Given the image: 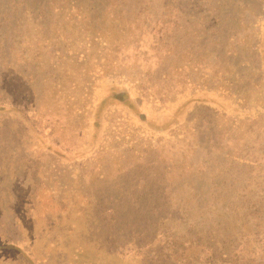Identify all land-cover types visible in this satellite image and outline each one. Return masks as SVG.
<instances>
[{"label":"rangeland","instance_id":"374dc122","mask_svg":"<svg viewBox=\"0 0 264 264\" xmlns=\"http://www.w3.org/2000/svg\"><path fill=\"white\" fill-rule=\"evenodd\" d=\"M145 1L149 2L147 6ZM163 1L128 0V5L116 13L117 16L125 14L126 18L130 16L129 23H121L118 29L111 26L115 39L105 43L104 47L96 46L95 50L94 47L84 48L91 58L100 54L115 59L124 73L146 75L145 84L150 86L145 87V95L141 92V97L140 92L124 83L102 81L87 135L81 129V121L78 120L77 125L66 110L68 102L64 98L67 99L71 91L79 95L76 88L58 87L59 77L54 79L51 75L56 60L62 67L68 63L75 67L80 52L62 53L67 47L59 44L61 54L55 58L51 52L52 42H43L39 34V25L45 28L49 23L32 27L30 13L24 17L26 21L20 29V73L6 74L8 87L0 86V98L4 95L14 97V105L21 108L19 113L8 106L0 108V232L14 231L11 203H15L14 209L22 214L27 202L38 207L35 202L40 196V186L62 194L63 186L72 185L106 198L107 204L119 211L114 224L107 225L112 216L105 208L103 212L100 205H86L93 222L88 241H99L107 259L112 256L113 261L122 258L139 260L141 264H173L185 261L188 255L197 251L179 250L169 256L170 248L161 244L160 239L151 243L154 234L149 228L151 212L147 209L152 203L159 205L157 212L173 217L169 223L166 221L173 228L179 227L178 218L186 217L184 231L201 230L209 221L202 223L203 211H206L205 217L213 219L209 209L216 202L214 192L220 191L222 186L225 187L220 193L227 196L229 204H243L246 211L253 208L257 200L264 203V113L254 120L246 111L245 119H237L240 125L232 127L227 121L218 119L206 129L205 120H199L198 131L183 133L184 136L171 148L165 140H174L171 138L175 135L174 130L186 124V119L196 108L206 103L222 107L223 102L213 92H200L158 109L152 99L176 79L183 81L186 74H190L192 64L187 60L201 59V65L211 69L212 75L215 72L218 75L244 73L237 83L224 82L218 76L217 83L230 91L242 86L248 101L258 96L260 105L264 104V8L256 7L252 13L245 10L237 13L233 8L223 10L222 14L230 13L238 19L233 21L229 16L224 24H214L205 20L216 14L208 0H197L195 9L183 4L176 20L174 9H164ZM222 2L225 8L231 5V0ZM109 13L107 11L103 16L104 20L109 19ZM50 16L53 20L56 15ZM109 25L108 22L103 24L107 32ZM3 35L2 32L0 45H3ZM113 43L118 45L114 51L111 49ZM254 44L262 52L253 53ZM76 48L80 49L79 45ZM176 60L182 66L181 71L172 67ZM15 81L18 86H14ZM251 81L255 83L250 85ZM31 105L36 113L27 118L24 107ZM117 112L127 114L138 125V130L151 133L150 140L133 129H128L131 135L125 139L126 134L118 135L114 129L102 144L106 116H115ZM116 136L122 139L118 140ZM127 140L132 142V147L127 150L124 146L117 147L118 143ZM226 151L233 155L225 156ZM110 155L116 159L112 160ZM239 157L244 163L238 162ZM74 166L77 168L75 176L70 175ZM34 189L38 191L37 196L32 195ZM30 195L33 198L25 201ZM135 202L140 205L139 213L133 208ZM163 204L171 207L168 209ZM48 206L53 208L52 204ZM199 206L204 207L199 210ZM180 211L185 212L179 214ZM247 230L249 233V228ZM126 243L128 246L119 250L118 246Z\"/></svg>","mask_w":264,"mask_h":264},{"label":"trees","instance_id":"16d2710c","mask_svg":"<svg viewBox=\"0 0 264 264\" xmlns=\"http://www.w3.org/2000/svg\"><path fill=\"white\" fill-rule=\"evenodd\" d=\"M179 1H163L164 9L167 7L174 9L175 14L173 16L175 20L178 19V16L180 17L182 6L186 5V7L189 6L191 9H195L194 5H197V0H188L186 3ZM208 1L216 10V14L205 18V20L212 21L214 24H224L229 16L233 21L238 19L237 16L230 15V13L228 15L222 14L223 10L226 12L233 8L237 13L240 10L252 13L256 7L264 8V0H231V5L227 8L224 7L222 0ZM148 3V1H145V6ZM127 5L128 0H0V35L2 32L4 34L3 45H0V86L8 87L6 85V74L15 75L20 73L19 68L22 66V53L19 51L22 35L20 29L26 21L24 17L27 13H30L29 18L31 24L33 23L32 27H37L42 22L49 23L45 28L39 25V34L43 42H52L51 52L55 54V58H58L61 54L59 44H64V47H67L62 53H72L71 55H73L76 51L80 52V58H78L79 56L76 57L79 63L75 67L70 63L62 67L61 63H57L58 60H56L51 67L54 69L51 75L54 79L57 76L59 77L58 87L76 88L77 91L75 92L79 95L72 94L71 91V94L67 96L68 100L64 98V101L68 102L66 110L67 114L73 116L77 125V121H81V129L87 135L90 130L97 91L102 81L113 80L124 83L128 88L140 92L141 97L144 94L143 90H146L145 87L150 88L149 85L145 84L146 75H136L129 71L124 73L120 69L121 65L117 64L115 59L100 54L91 58V54L87 55L84 51L85 47H94V50L98 45L104 47L105 43L115 39V32L111 30V26L118 29L121 23H129L130 16L126 18L125 14L123 16L118 14L117 16L116 13L117 10H122ZM107 11L108 13L114 12L109 13V19L104 20L103 16ZM52 13L56 15L53 20L50 16ZM105 22H108V25L110 23L109 32L104 29L103 24ZM80 25H83V27L80 28ZM78 45L80 49L76 48ZM256 45L252 46L251 51L253 53L256 51L262 52L261 48L258 49ZM116 46H118L117 43H113L111 49L114 51ZM229 53L230 51L227 52V54ZM187 61L192 64L191 71L189 70L190 74H186L183 81L179 79L177 82L176 79L164 91L160 90L162 92L157 93L152 98L155 100L154 105L158 109H163L182 97L200 92H213L223 102V105L218 107L220 104L214 106L206 103L196 108L186 119V124L174 130L175 135L171 136L174 140H165L166 145L173 148L176 142L184 136L183 133L198 131L197 121L199 120L202 122L205 120L206 129H209L213 122L218 119L227 121L228 126L232 127L239 124L237 119H245L246 111L250 112L249 114L254 120H258L259 114L264 113V104L260 105L258 96L254 95L255 98L248 101L242 86L230 91L222 87V84L217 83V76L221 77L222 80L224 79V82L229 81V83H232L235 81L237 83L244 73L238 72L233 75L230 72L231 74L228 75L226 73L218 75L215 72L212 75L211 69L201 65V59H197L195 62L192 59ZM184 66L186 65L184 64ZM172 67L175 71H181L182 69L178 60L173 62ZM207 70L209 71L207 72ZM147 82L149 83L148 80ZM254 83L251 81L250 85ZM14 86H18L17 81H15ZM13 98L7 95L1 97L0 108L8 106V108L18 113L21 112V108L14 105ZM146 103L148 104L149 101H146ZM34 113H36V109L32 105L29 108L24 107V115L27 118L34 115ZM117 113L114 114L115 116H109V114L106 116L107 127L104 131L102 144L105 143L107 134L113 132L114 129L117 130L118 135L126 134L125 139H128V135H131L128 129L136 130L145 138L152 136L149 132L138 130V125L127 114ZM113 122L115 123L113 124ZM117 137H119L118 140L122 139L120 136L115 138L117 139ZM118 146H124V149L127 150L132 147V142L129 140L121 141ZM229 155H233V153L226 151L225 156L228 157ZM110 156L112 160L116 159L115 156ZM238 159V162L244 163L241 157ZM75 170L77 168L74 166L73 169L72 167L70 175L75 176ZM224 187L222 186L223 189ZM63 189L65 191L60 194L58 190L55 191L48 187L43 188V185L40 186V196L38 195L35 202L38 207H32L27 202L23 206L22 214L14 209L15 203H11L12 208L9 212L14 231H12L13 233L10 231L0 232V264H141L139 260L129 261L122 258L113 261L112 256L107 259V254L101 251L99 241H88V231H91L90 225L93 222L90 220L92 218L89 216L90 213L86 205H100L102 210L105 208V212L110 213L112 216L107 225H113L115 219L118 218L119 211L107 204L106 198L103 199L95 193L91 195L89 189L82 191L72 185L70 187L68 185L63 186ZM220 191L216 190L214 192L216 202H213V205H211L213 208L209 209L213 219L203 215L206 211L201 214L202 223L207 219L209 220L204 223L201 230L186 229L184 231L183 225L187 224L185 223L187 218L183 216L178 218L180 221L178 226H183L178 228L182 231H176L179 229L167 225V222L173 217L157 212L158 204L154 202L148 207L147 210L151 212L149 228L153 229L154 234L151 243L155 242V239H160L161 244L170 248L167 253L169 256L179 250L184 252L197 251L194 255H188L185 261L173 264H264V208L262 207L264 203L257 200L253 208L251 207V210L246 211L243 204H229L227 196H222ZM34 192L32 195L37 196L38 191L34 189ZM32 195L25 198V201L29 198L32 199ZM42 196H46V198L43 199ZM48 204H52L53 208ZM138 204L135 202L136 206H132L136 213L140 211V205ZM163 206L168 209L171 207L170 204H163ZM203 207L199 206L198 208L200 210ZM243 210L246 211V214L243 213ZM184 212L180 211L179 214H184ZM153 214L156 215L155 218ZM252 227H255V229H252ZM127 244L118 246L119 250H124V247L128 246Z\"/></svg>","mask_w":264,"mask_h":264}]
</instances>
